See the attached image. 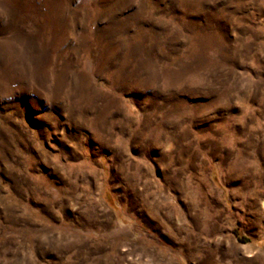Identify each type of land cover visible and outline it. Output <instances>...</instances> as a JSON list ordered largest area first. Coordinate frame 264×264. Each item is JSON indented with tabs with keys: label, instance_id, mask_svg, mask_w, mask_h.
Listing matches in <instances>:
<instances>
[{
	"label": "rangeland",
	"instance_id": "374dc122",
	"mask_svg": "<svg viewBox=\"0 0 264 264\" xmlns=\"http://www.w3.org/2000/svg\"><path fill=\"white\" fill-rule=\"evenodd\" d=\"M0 264H264V0H0Z\"/></svg>",
	"mask_w": 264,
	"mask_h": 264
},
{
	"label": "trees",
	"instance_id": "16d2710c",
	"mask_svg": "<svg viewBox=\"0 0 264 264\" xmlns=\"http://www.w3.org/2000/svg\"><path fill=\"white\" fill-rule=\"evenodd\" d=\"M236 233H238V231H236ZM243 240H246V241H249L250 239L248 238V237H245V236H243V237H241Z\"/></svg>",
	"mask_w": 264,
	"mask_h": 264
}]
</instances>
